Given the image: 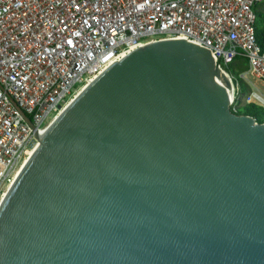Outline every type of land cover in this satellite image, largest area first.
Masks as SVG:
<instances>
[{
  "label": "water",
  "instance_id": "obj_1",
  "mask_svg": "<svg viewBox=\"0 0 264 264\" xmlns=\"http://www.w3.org/2000/svg\"><path fill=\"white\" fill-rule=\"evenodd\" d=\"M232 101L184 40L111 64L36 133L0 264H264V123Z\"/></svg>",
  "mask_w": 264,
  "mask_h": 264
},
{
  "label": "built area",
  "instance_id": "obj_2",
  "mask_svg": "<svg viewBox=\"0 0 264 264\" xmlns=\"http://www.w3.org/2000/svg\"><path fill=\"white\" fill-rule=\"evenodd\" d=\"M264 0H0V204L42 133L111 64L149 43L208 51L245 104L264 109L254 8ZM236 59L247 69L225 71ZM235 111L234 109H232ZM29 121V123H28ZM19 174V173H18Z\"/></svg>",
  "mask_w": 264,
  "mask_h": 264
},
{
  "label": "trees",
  "instance_id": "obj_3",
  "mask_svg": "<svg viewBox=\"0 0 264 264\" xmlns=\"http://www.w3.org/2000/svg\"><path fill=\"white\" fill-rule=\"evenodd\" d=\"M254 11L256 14V22H255L256 40L261 50L264 52V13H262L258 9V5L254 8ZM235 68H237L240 72L246 71L247 69L246 62L241 59H236L231 65H229L225 69V71L233 74L234 76H237V73H235L234 71ZM249 91H250V88L248 87V85L240 81L239 95L248 94ZM237 103H238V100H235L234 105L235 104L237 105ZM234 105L231 106V109H234L238 115H247V116L254 118L257 123H264V109L263 108L253 105V104H246V105L234 108Z\"/></svg>",
  "mask_w": 264,
  "mask_h": 264
},
{
  "label": "rangeland",
  "instance_id": "obj_4",
  "mask_svg": "<svg viewBox=\"0 0 264 264\" xmlns=\"http://www.w3.org/2000/svg\"><path fill=\"white\" fill-rule=\"evenodd\" d=\"M258 9L262 13H264V2L258 5ZM235 73H237V71ZM248 77L252 83V86H251L252 91L257 92L258 94H260L264 98V84L258 80H255L254 78H251L250 76H248ZM246 99H247V94L238 95V98H237L238 103H237V105L236 104L234 105V108L246 105L245 104Z\"/></svg>",
  "mask_w": 264,
  "mask_h": 264
},
{
  "label": "bare ground",
  "instance_id": "obj_5",
  "mask_svg": "<svg viewBox=\"0 0 264 264\" xmlns=\"http://www.w3.org/2000/svg\"><path fill=\"white\" fill-rule=\"evenodd\" d=\"M83 89H84V88H83ZM81 91H82V90H81ZM31 154H32V153H30V156H31ZM27 160H28V159H27ZM27 160H26V161H27ZM24 164H25V163H24ZM24 164H23V166H24ZM23 166H22V167H23ZM21 169H22V168H21ZM21 169H20V170H21ZM20 170H19V171H20ZM18 173H19V172H18ZM18 173H17V175H18ZM17 175H16V176H17ZM14 179H15V178H14ZM5 194H6V193H5Z\"/></svg>",
  "mask_w": 264,
  "mask_h": 264
}]
</instances>
